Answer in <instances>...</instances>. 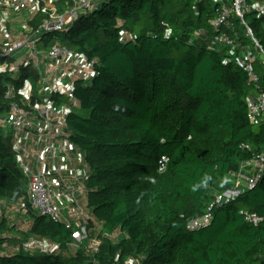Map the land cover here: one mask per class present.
<instances>
[{
  "label": "trees",
  "instance_id": "1",
  "mask_svg": "<svg viewBox=\"0 0 264 264\" xmlns=\"http://www.w3.org/2000/svg\"><path fill=\"white\" fill-rule=\"evenodd\" d=\"M65 1L74 5L60 4ZM216 6L212 0H107L68 29L41 37V52L59 43L96 60L92 80L73 83L78 106L66 124L89 166L94 220L88 238L101 243L95 253L86 248L88 239L74 247L71 230L37 216L10 135L0 126V206L25 204L29 220L20 230L0 216V264H264V174L252 189L213 208L208 226L186 227L215 192L231 185L229 173L264 149V120L247 118L250 99L264 88V67L255 64V85L224 49L207 47ZM246 17L264 47V15ZM42 18L28 23L35 27ZM5 61L12 59L0 54V64ZM37 78L31 66L0 75V116L10 111L7 87L17 99L23 82ZM161 156L168 160L159 171ZM206 176L212 179L193 191ZM241 211L262 220L253 225ZM115 230L117 238L103 236ZM31 236L58 243V252L24 250Z\"/></svg>",
  "mask_w": 264,
  "mask_h": 264
},
{
  "label": "built area",
  "instance_id": "2",
  "mask_svg": "<svg viewBox=\"0 0 264 264\" xmlns=\"http://www.w3.org/2000/svg\"><path fill=\"white\" fill-rule=\"evenodd\" d=\"M105 1L74 0V5L68 6L66 1L60 4L62 0H0V21L7 17L9 11L16 16L22 15L15 21H26L25 29L17 36L6 35L0 39L1 56L12 59L0 64V75L15 73L20 67L29 66L34 67L38 74L34 83L29 80L23 82L17 99H13V88L7 87L5 96L12 99L10 111L7 116H0V126L10 135L17 163L27 182V201L37 216L63 224L71 230L74 240L71 245L74 247L88 239L86 248L92 253L98 251L101 239L88 238V230H92L89 223L94 220L87 206L85 185L89 166L84 153L69 140L66 116L78 105L72 97L74 81L89 83L95 74L96 60L59 43H54L43 52L37 45L46 33L68 29L80 16L89 14ZM212 1L217 6L209 24L215 33L207 47L216 51L224 49L226 60L238 65L247 73L249 81L258 85L255 64L258 62L264 67V47L254 36L246 16L250 13L264 15V0ZM39 14L43 16L42 20L35 27L28 26L27 22ZM235 21L242 32L236 29ZM200 33L202 31L198 30L195 36ZM243 38L248 42L244 43ZM247 118L251 124L264 120V88L250 99ZM244 147L248 148V145ZM167 160L166 156H161L159 171L164 169ZM263 174L264 149L249 160L240 162L238 168L229 173L231 185L215 192L204 212L187 221V229L198 230L208 226L213 208L252 189ZM18 209L26 214L25 204ZM241 212L245 220L253 225L262 220L254 212ZM27 227L26 219L18 225L20 230ZM119 235L118 230L103 233V236L112 239ZM22 248L30 252L57 253L59 245L49 239L31 236ZM124 264H138V260L126 259Z\"/></svg>",
  "mask_w": 264,
  "mask_h": 264
},
{
  "label": "crops",
  "instance_id": "3",
  "mask_svg": "<svg viewBox=\"0 0 264 264\" xmlns=\"http://www.w3.org/2000/svg\"><path fill=\"white\" fill-rule=\"evenodd\" d=\"M5 1V0H2ZM25 15V12H23ZM12 18V20H10ZM19 17V18H16ZM22 18V15L20 14L19 16H16L15 13L9 11L7 12V17L4 20L0 21V39L2 37H5L6 35L15 37L17 36L22 30L25 29L26 26V21L21 20V21H15L17 19ZM8 19V22H6ZM10 20V21H9ZM28 26L30 24L27 22ZM4 28V29H1ZM78 106V105H76ZM77 108V107H76ZM29 222V220H27Z\"/></svg>",
  "mask_w": 264,
  "mask_h": 264
},
{
  "label": "rangeland",
  "instance_id": "4",
  "mask_svg": "<svg viewBox=\"0 0 264 264\" xmlns=\"http://www.w3.org/2000/svg\"><path fill=\"white\" fill-rule=\"evenodd\" d=\"M124 36L125 38L129 37L128 32L124 31ZM3 215H7L8 218H10V220L13 221V223H16L17 225H19L21 223L22 220L26 219L24 217V212L18 208H13V207H4V206H0V216Z\"/></svg>",
  "mask_w": 264,
  "mask_h": 264
},
{
  "label": "clouds",
  "instance_id": "5",
  "mask_svg": "<svg viewBox=\"0 0 264 264\" xmlns=\"http://www.w3.org/2000/svg\"><path fill=\"white\" fill-rule=\"evenodd\" d=\"M211 179H212L211 176H206V179H205L200 185L195 186V187L193 188V191H195L197 187L206 186V185H207V182H208L209 180H211Z\"/></svg>",
  "mask_w": 264,
  "mask_h": 264
},
{
  "label": "water",
  "instance_id": "6",
  "mask_svg": "<svg viewBox=\"0 0 264 264\" xmlns=\"http://www.w3.org/2000/svg\"><path fill=\"white\" fill-rule=\"evenodd\" d=\"M263 178H264V176H263Z\"/></svg>",
  "mask_w": 264,
  "mask_h": 264
}]
</instances>
